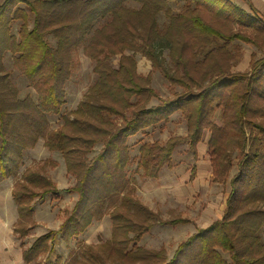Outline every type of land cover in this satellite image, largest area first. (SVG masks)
<instances>
[{
  "label": "trees",
  "instance_id": "obj_1",
  "mask_svg": "<svg viewBox=\"0 0 264 264\" xmlns=\"http://www.w3.org/2000/svg\"><path fill=\"white\" fill-rule=\"evenodd\" d=\"M126 1L4 0L0 4V181L14 175L25 149L43 138L47 147L61 152L76 178L67 191L79 193L60 228L36 237L24 248V259L62 264L59 256L49 260L56 236H79L109 212L112 237L97 244L82 243L66 264H264V55L251 61L248 71H235L233 64L242 52L236 44L231 47L235 39L264 47V19L232 0H183L177 12L170 9L173 0H139L140 10L128 8ZM162 8L169 17L163 32L156 23ZM14 19L22 20L18 35L11 29ZM162 37L169 44L171 68L156 48ZM85 42L84 53L94 60L97 77L75 110L64 114L61 125L53 128L48 114L61 113L73 51ZM127 49L147 56L163 68L171 85L182 89L160 97L149 83L150 74L138 72L137 59L125 53ZM7 52L36 97H19V88L4 67ZM117 53L121 57L114 67L111 59ZM155 97L159 103L151 104ZM217 108L222 109L221 124L213 120ZM177 109L184 113L188 133L172 136L164 144L143 143L137 168L157 176L164 165H171L178 143L187 142L196 151L207 128L213 180L223 181L237 168L229 181L223 217L198 228L169 258L164 248L150 249L137 241L155 222L188 220L181 216L163 221L134 197L127 141L134 133L168 120ZM99 143L102 149L93 154ZM235 152L239 154L234 167ZM13 189L20 217L14 232L22 237L35 225V198L49 192L57 198L58 187L39 167H28ZM42 254L46 257L38 260Z\"/></svg>",
  "mask_w": 264,
  "mask_h": 264
},
{
  "label": "crops",
  "instance_id": "obj_2",
  "mask_svg": "<svg viewBox=\"0 0 264 264\" xmlns=\"http://www.w3.org/2000/svg\"><path fill=\"white\" fill-rule=\"evenodd\" d=\"M232 1L238 6L244 8L245 10L252 11V12L255 11L260 17L264 19V0H232ZM237 62L238 61H236V63ZM234 68L235 66L233 67L232 70H235ZM150 71H151V68H148L147 66L146 68L138 69V72L144 76H147ZM238 71H241V70H238ZM70 78L66 82V96H65L66 102L70 100L71 101L74 100V98L71 97L72 94L68 96L69 94L68 87L70 86L68 85V83H69ZM87 90L85 91V93L87 92ZM84 94L78 98L79 100L75 103V106L70 109V111L75 110V108L82 101ZM153 99L151 101V104L159 103V101L154 102ZM182 113L183 112L180 109H177V111L174 112L168 120H164L163 122L157 124L158 127H154L150 125L148 126V128L140 130L134 133V135L129 136L128 141H127L130 145V156H132V159L127 166V170L129 171V176L131 175L135 179L136 189H135L134 197L139 199L150 210H153L154 212L158 213L160 218L163 221L176 218V217H181V216L188 220V221L177 223V224L155 222L152 224L151 229L148 232L144 233L138 239V243L147 248H150V249L164 248L166 250V253L171 254V255H174L175 251L177 250L181 242L187 239L188 237H190L191 235H193L194 233H196L198 228H206L211 222L219 220L223 217L224 212H225L224 210L227 207V200L229 197L228 195L231 190V183L229 181H230V178L233 176L230 174V176L223 181L213 180L214 168L212 166L211 155L208 152V147H209L208 144L210 140L209 139L210 129L208 128L204 130L202 134V138H201L202 140L197 144L196 151L194 152L191 151L189 144L187 142H180L182 144L180 146L178 145V148L176 146L175 150L172 153L171 165L170 166L168 164L164 165L161 168L157 176H151V175L149 176L146 174L143 168H137L138 159L140 157L139 156L140 147L143 143L149 142V141H159L160 143L164 144V142H166L167 139H169L172 136H178V135L185 136L188 133V126L186 125V118H185V123L183 125H179L181 122L180 116L184 114ZM62 122L63 120L61 121V123ZM61 123L59 125L57 124L56 126H51V127L57 128L58 126L61 125ZM162 128L165 130L163 134L165 133L167 134L166 136H163L162 138H160L159 136L161 135H159V132L161 131ZM169 128L173 130V133L170 132ZM149 131L151 134L146 135V132L149 133ZM135 140H138L136 145L134 143ZM99 144H100L99 146L100 148L94 151L93 154L98 153L102 149L103 145L101 143ZM99 144L95 145V149L96 147H98ZM133 144H134V147H137L135 148V150L131 149ZM43 149H45L46 153L47 154L49 153L52 156V158H54V160L57 161L58 163L57 167H59L63 161L59 157V155L57 156L54 153H51V151L58 152L62 156L61 152L57 150H51L49 147H47L46 144H44L43 138H39L33 147H29L25 149L23 158H22L23 161L20 164V166H22V164L25 163V161L27 160L25 158L26 153L34 154L35 151L43 150ZM183 149L185 150V152L183 154H179ZM136 157H137L136 163L134 162L133 164H131L132 160H135ZM62 158L64 157L62 156ZM64 163H65L64 171L66 172V176L68 178L73 179L74 182L72 185H70V186H73L76 183V178L71 172L67 170L65 158H64ZM190 163L191 164L193 163L192 166ZM31 165L24 164V166H28V167H31ZM11 176H14V175H11ZM11 176L6 177L4 180L0 181V183L9 182V178ZM52 178L56 179L53 176ZM226 180L228 183L224 184V181ZM15 183L16 182L11 184L9 188L11 195H12V198H11L12 203H15L13 199V190H14L13 187ZM59 190L60 188L58 187V191ZM58 191H57V194L59 197L60 193ZM68 192L75 193L76 195L75 196L76 202L74 204L75 206L76 203L78 202L77 200L79 198V193L75 191H68ZM12 206L13 205L11 204V208ZM15 206H16V214H17L18 219L15 222L14 227L16 226L20 218L17 203H15ZM38 216L39 214H37V209L34 204V213H33V217L35 220L34 226H36L39 223ZM66 217L67 216H65V218ZM101 219L108 220L109 234L107 238L100 241V239L98 238L100 236L99 235L100 232H98L96 240H94L93 242L85 243V244H97V243L105 242L112 237L113 229H112L111 214H109L108 212ZM101 219H96L94 220L93 223H99ZM64 220H62L59 224L50 226L48 231H50L51 229L58 230L60 226L62 225V223L64 222ZM93 223H91L85 229V231L81 233L79 236H73L71 238L64 239L59 233L54 239V242L56 241V243L58 245H61L62 249H64V247L68 248V245L72 243L76 244L77 239L83 238L85 240L87 239V234H88L86 233V231L91 225H93ZM158 224H165V225L171 224L176 227V228L171 229L174 231V234L168 236L170 241L178 242L177 245L171 251L168 250L169 248L166 245L162 246L160 244L152 242V239L156 236L157 232H163V231L168 230L167 228L166 229L153 228L154 226ZM14 227H13V232H14ZM14 234L16 236L18 235L16 232H14ZM15 235L7 236L6 238V244H7L6 247H9L8 249L11 252H14V250H12V247H14ZM0 241H2V239ZM31 244L22 247L23 249H22L21 257L19 258H17L16 256L8 257L0 261V264H34L32 262L26 261L23 257L24 248L29 247ZM21 246H23V244ZM54 252H55V248L49 255V260L52 261L59 256L61 257L62 264H66L68 257L66 258V256H62V254H56L53 257L52 254ZM45 257L46 255L42 254L39 256L38 260H41V259L44 260ZM0 258H2V255H0Z\"/></svg>",
  "mask_w": 264,
  "mask_h": 264
},
{
  "label": "rangeland",
  "instance_id": "obj_3",
  "mask_svg": "<svg viewBox=\"0 0 264 264\" xmlns=\"http://www.w3.org/2000/svg\"><path fill=\"white\" fill-rule=\"evenodd\" d=\"M4 0H0V4L3 3ZM183 0H180L178 2L176 1H170L169 6L170 9L173 10L174 12L182 10V5H183ZM143 2L139 0H127L125 2V5L128 8H133L135 10H140L141 7L143 6ZM207 16V13H206ZM21 19H14L11 24V29L14 34L18 35L19 32V26L21 23ZM101 21H98L95 23V26L100 25ZM169 22V17L166 13L165 8L159 9L156 17V23L158 25V29L163 32L164 29H166L167 25ZM252 33L251 31H249ZM90 35L87 36V41ZM47 39L49 42H51L53 45H55V39L52 35H48ZM87 42L84 44L78 46L74 51H73V62H72V77L69 80L68 87L69 89V95H71L72 98H74L73 101H67L64 107L61 110V113L56 115L53 113H49V119L51 126H56L57 124L59 125L61 121L63 120V115L64 114H69L70 109L75 106V103L79 100L78 98L85 93V91L88 89L90 84L94 82V80L97 77V74L94 72L93 67H94V60L90 58V56H85L84 53V46ZM235 44L240 47V51L242 52V57L239 58L238 62L233 64V67L235 66V70H241V71H248L250 69V63L251 61H254L258 58H261L264 55V47L258 48L254 43L252 42H243L241 40L235 39L231 42V47L234 48ZM156 48L157 50L162 53L163 57V63L167 68H171L173 66L172 60L170 58V53H169V44L164 39L163 37L158 39L156 42ZM125 53L127 54H134L137 63H136V69L138 70L139 68H151V71L149 72L150 74V85L154 87L159 94L160 97H165V96H172L176 90H181L182 88L179 85H171L170 82L167 80L163 68L156 67L152 64L151 59H149L147 56L141 54L139 51H134V50H125ZM253 53L255 54L253 57ZM121 57L120 53H117L116 55L112 56L111 59V64L114 67L118 66L119 59ZM4 67L10 72V82L19 88V97L24 98L27 95H31L33 97H36L35 91L32 87H29L28 85V80L24 74L19 72L17 69L14 68L13 65V58L11 55V52H7L4 57ZM232 67V69H233ZM154 102H158V98L153 99ZM216 113L213 117V120L217 124L222 123V109L217 108ZM183 114V113H182ZM180 116V115H179ZM180 124L183 125L185 123V117L184 114L180 116ZM154 127H158L157 125H153ZM170 129V128H169ZM165 130L162 128L161 131L159 132L160 138L163 136H166L167 133L163 134ZM170 132L173 133V130L170 129ZM151 134L150 131L149 133L146 132V135ZM138 140H135L134 143L136 145ZM182 143H178L180 146ZM177 145V148H178ZM100 144L94 151L98 150L100 147ZM134 144L132 146V150H135ZM185 150L183 149L179 154H183ZM51 153H54L55 155H59V157L62 159V163L60 164V168L57 167L58 163L52 156L48 153H46V150H38L35 151L34 154L31 153H26V161L25 163L22 164V166H19V169L17 172L14 174V176H11L9 178V182L5 183H0V255H2V258H0V261L3 259H6L8 257H21L22 253V247L31 244L36 237L48 232V229L50 226L59 224L62 220H64L65 216L67 214H70V212L73 210V206L75 204V193L74 192H68L67 188L71 187L70 185L73 184V179L68 178L66 176L65 170V163H64V158L58 153L51 151ZM92 154V153H91ZM91 154L89 155L91 157ZM238 152H235L233 154V159H234V167L237 162V156ZM137 157L135 160H132L133 164L134 162L136 163ZM24 164L31 165V167H39L48 178L55 177L56 179H53V182L55 183L56 186L60 188L58 191L60 193L58 198H54L52 196V193L49 192L45 197L35 198V207L37 209V214H39V223L36 226H33L30 229V233L26 236L18 237L14 234L13 232V227L15 222L17 221V214H16V206L15 203L11 202V192H10V185L13 184L14 182H17L20 180V178L23 175V172L26 170L28 166H24ZM191 164V163H190ZM193 164V163H192ZM191 164V166H192ZM25 168V169H24ZM235 167L231 171V175H233L236 172ZM228 183L227 180L224 181V184ZM67 187V188H66ZM11 204L13 205L11 208ZM212 223V222H211ZM210 223V224H211ZM209 224V225H210ZM209 225L207 227H209ZM153 228H162V229H168L167 231L163 232H157L156 236L152 239V242H155L157 244H160L162 246L166 245L168 246V250L171 251L178 242H172L169 240V235H173L174 231L171 230L172 228H176L174 225L171 224H158L154 226ZM99 233V239L102 241L103 239H106L108 234H109V229H108V220L101 219L99 223H93L91 225L86 233L87 234V239H77L76 244L72 243L68 245V248L64 247L62 249L61 245H58L56 241L53 243L55 245V252L52 254L53 257L56 254H62V256L69 257L73 252L76 251V249L83 243H89L93 242L97 238V233ZM262 236L264 238V228L261 230ZM15 235L14 237V247H12V250L14 252L9 251V247H6V238L7 236H12ZM138 243V241H137ZM23 244V246H21ZM166 255L169 258H172L173 255L166 253ZM184 255V254H182Z\"/></svg>",
  "mask_w": 264,
  "mask_h": 264
}]
</instances>
